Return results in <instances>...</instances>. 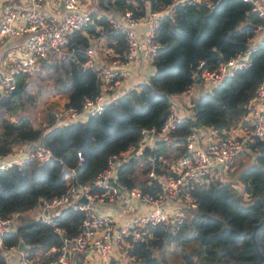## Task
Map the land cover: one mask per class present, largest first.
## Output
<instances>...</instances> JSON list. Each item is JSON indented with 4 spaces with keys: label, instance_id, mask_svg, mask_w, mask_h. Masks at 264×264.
Wrapping results in <instances>:
<instances>
[{
    "label": "trees",
    "instance_id": "16d2710c",
    "mask_svg": "<svg viewBox=\"0 0 264 264\" xmlns=\"http://www.w3.org/2000/svg\"><path fill=\"white\" fill-rule=\"evenodd\" d=\"M115 2L118 8L129 4L138 14L145 10V0H136L137 5L129 0ZM173 2L149 0L152 9ZM173 6V14L163 16L156 29L160 46L152 60L154 71L86 120L51 125L55 120L56 103H53L45 107L39 124H33L38 95L59 92L67 97L66 106L80 108L87 96L99 91L96 71L82 66L87 58L88 39L81 31L74 32L71 38L74 57L50 55L38 62V74L32 78L37 84L36 93L28 91L29 79L18 77L22 94L0 95V154L25 143H29L30 152L40 146L48 147L52 153L42 161L29 155L20 163L0 169V214L23 212L17 228L2 234L1 243L12 246L23 239L31 252L59 244V235L49 225L24 215V211L41 198L59 194L65 187L66 170L73 168L78 182H91L106 165L109 154L136 147L141 129L159 128L169 113L172 99L195 81L199 62L203 60V67L211 68L235 54L248 44L259 21L245 0L176 1ZM86 31L102 36L105 42L102 49L112 47L118 57L125 58L122 34L110 26L105 16H94ZM252 55L248 67L194 95L184 117L156 139L159 147L153 153L161 156L158 163L162 170L167 167L163 155L167 156L172 148L178 155L183 152L182 143L193 128L212 125L222 129L235 126L241 120L258 84L264 80V37ZM250 148L246 161L240 162L242 167L236 179H228L229 171H226L208 186L197 185L192 193L198 203L190 215L173 228L161 224L152 226L151 238L136 242L130 252L140 256L143 264H167L154 250L171 241L181 250L180 264L254 262L259 258L256 244L264 256V222L256 228L255 242L252 237L255 223L264 217V140L256 139ZM78 152L83 157L81 160ZM151 152L147 148L139 156L144 160ZM137 158L134 156L122 163L119 179L129 187L151 191L144 174L149 161L143 162L147 167L140 175L136 171ZM240 188L247 192V197ZM81 217V211L73 208L62 212L60 221L68 236L79 231ZM1 243L0 264H5ZM259 264H264V259Z\"/></svg>",
    "mask_w": 264,
    "mask_h": 264
},
{
    "label": "built area",
    "instance_id": "2783aa9c",
    "mask_svg": "<svg viewBox=\"0 0 264 264\" xmlns=\"http://www.w3.org/2000/svg\"><path fill=\"white\" fill-rule=\"evenodd\" d=\"M129 1L137 5L136 0ZM176 1L193 3L200 0H174L159 9H152L149 0H145L142 14L129 4L118 8L115 0H98L96 3L93 0H20L19 3L0 0V42L23 37L20 43L11 41L8 46L0 67V95L18 88V77L25 78L32 73L41 59L50 55L74 57L71 38L74 32L81 31L88 39L87 58L82 66L96 71L99 91L87 96L80 108L64 103L55 111L51 125L84 121L101 112L127 90L121 84L125 76L123 64L137 65L143 60L152 62L160 46L156 29L163 16L173 14ZM245 1L250 3V10L259 18L255 34L245 47L211 68L203 67L204 61L201 60L194 75L195 81L172 99L163 124L159 128L143 127L136 147L109 154L106 165L91 182L76 181L75 170L68 169L63 174L65 187L59 194L41 198L24 211L26 216L49 225L59 235V244L43 249L42 258L31 256L28 248L20 249L19 243L6 246L1 243V236L17 228L23 212L0 214V243L5 261L6 256L11 257L12 264H130L134 260L140 261L141 257L130 250L136 242L151 238L152 226L161 224L173 228L182 223L187 217L186 210H192L198 203L192 189L197 185L208 186L231 170L256 139L264 140L263 80L237 125L222 129L212 125L193 128L182 143L184 151L165 163L164 170L158 163L161 156L153 153V149L159 147L156 139L168 133L184 117L194 95L216 86L238 69L251 64L252 53L264 37V0ZM94 16H105L110 26L122 34L126 46L124 59L118 57L112 47L102 53L98 50L99 47L102 49V36L86 31V27L94 22ZM108 55L114 56L108 60ZM147 148L152 152L143 161H149L147 183L151 191L122 184L119 167ZM15 149L17 147L7 154H0V169L20 163L29 155L38 161L52 155L48 147L38 146L32 152ZM78 157L79 160L83 158L80 152ZM107 206L115 207L121 219L116 220L113 213L105 209ZM68 208L82 213L79 231L72 236L67 235L60 221V215Z\"/></svg>",
    "mask_w": 264,
    "mask_h": 264
},
{
    "label": "rangeland",
    "instance_id": "374dc122",
    "mask_svg": "<svg viewBox=\"0 0 264 264\" xmlns=\"http://www.w3.org/2000/svg\"><path fill=\"white\" fill-rule=\"evenodd\" d=\"M98 0H93L94 3H96ZM102 44V43H101ZM105 42H104V39H103V46H104ZM98 50L102 53L104 52L105 49H101V47L98 48ZM106 59L109 60L108 57H106ZM38 66L36 67V69L28 74L27 76H25V79L28 80L29 79V82H30V85H28V91H30L31 93H36V89H37V84L35 82H32V78H34L38 73ZM32 82V83H31ZM200 88H202L200 86ZM65 99L66 97L64 95H60L58 92H55L53 91L52 93L48 94L47 96H42V95H38L37 96V100H36V105H35V110H36V117L33 118V124L34 125H37L39 124V121L43 119V115H44V109L45 107L49 108L51 107V105L53 103H56V109L55 111L60 110V108L63 106L64 102H65ZM11 118H14V116H11ZM18 148H22L21 151H27V152H30L31 151V147L29 145V143H25L22 145V147H19L17 146V149ZM15 149V150H17ZM178 151L175 150V149H171V151H168L167 153V156H164L165 157L164 159V162L165 163H169L171 160H173L175 157L178 156ZM251 152V148L248 150L246 149V154L244 153L243 155H241L238 160L236 161L235 163V167H233L231 170H229L228 172V176L227 178L228 179H236L237 177V173H238V170L242 167L240 162H245L247 157L249 156V153ZM22 153V152H19V154ZM177 155V156H176ZM251 156V155H250ZM136 157H139L137 158V173H139L140 175L143 174L142 170L146 169L147 165H145L143 162V157L142 156H136ZM161 166L162 163H161ZM165 167V166H163ZM165 169V168H164ZM147 171V169H146ZM144 174L147 176V172H144ZM243 190V189H242ZM241 188L239 189L240 192H242ZM243 194L244 196L247 195V192L243 190ZM247 197V196H245ZM191 213V210H186V215H190ZM39 252V249H37L36 253H32L31 255H35ZM154 254L159 258V259H162L164 260L165 263L167 264H180L181 262V250L180 248L175 245L173 242L169 241L167 243L164 244V246L160 249H155L154 250Z\"/></svg>",
    "mask_w": 264,
    "mask_h": 264
},
{
    "label": "crops",
    "instance_id": "0c3cea01",
    "mask_svg": "<svg viewBox=\"0 0 264 264\" xmlns=\"http://www.w3.org/2000/svg\"><path fill=\"white\" fill-rule=\"evenodd\" d=\"M3 1L5 2L8 0H3ZM9 1L13 2V3H19L20 2V0H9ZM22 39H23V37H18V38L12 39L11 41L13 43H20L22 41ZM11 41L3 40L0 42V67L3 66L2 63H3V60H5V58H6L8 46H10L12 44V43H10ZM122 68L125 71V76H124L121 84L123 85V87L125 89L133 87V86L137 85L138 83H140L141 81L146 80L148 78V76L154 71V66H153L152 62L149 60H143L142 63H139L137 65L123 64ZM59 94L63 95L62 93H59ZM66 100H67V97L65 99V102H66ZM20 147H22V146H20ZM234 167H235V165H234ZM105 209L112 212L113 215L115 216L116 220L121 219V216L118 215V212H117L115 207L107 206V207H105ZM25 244H26V242H25ZM26 245H27V248L29 249V245L28 244H26ZM27 251L32 254V253H36L37 250H35L34 252H31L30 250H27ZM44 253H43V249H39V252L33 256L42 258V257H44ZM12 263H13V260L11 259V257L6 256L5 264H12ZM130 264H143V263H142V260H140V261L134 260V261H131Z\"/></svg>",
    "mask_w": 264,
    "mask_h": 264
},
{
    "label": "water",
    "instance_id": "95a60500",
    "mask_svg": "<svg viewBox=\"0 0 264 264\" xmlns=\"http://www.w3.org/2000/svg\"><path fill=\"white\" fill-rule=\"evenodd\" d=\"M256 27V25H254V28ZM22 91H23V87H20V88H15L14 90H12L9 94L12 95L13 93H19V94H22ZM22 156H25V153H22ZM82 200H85L84 197H81ZM264 222V217L262 219H260L258 222L255 223L254 225V228H253V232H252V237L254 239V242H255V231H256V228L262 224ZM19 248L20 249H23V250H26L27 249V245L25 244L24 240H20L19 241ZM256 250L259 254V258L254 261V262H240L238 264H253V263H256V264H259L263 261L264 259V256L260 250V248L258 247V245L256 244Z\"/></svg>",
    "mask_w": 264,
    "mask_h": 264
}]
</instances>
